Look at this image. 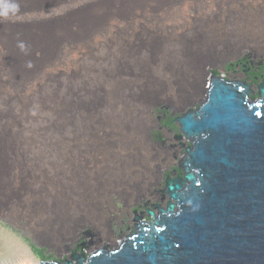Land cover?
<instances>
[{
  "label": "bare ground",
  "instance_id": "6f19581e",
  "mask_svg": "<svg viewBox=\"0 0 264 264\" xmlns=\"http://www.w3.org/2000/svg\"><path fill=\"white\" fill-rule=\"evenodd\" d=\"M204 1L205 5L194 6L190 0H0V175L12 173L1 169L7 168L4 162L15 161L23 164L21 167L28 163L25 167L28 170L21 168L14 172L16 183L29 184L26 188L17 186L26 193V201L13 207L18 212L25 207L57 215L65 205L93 212V203L94 206L102 203V216L99 222L94 217L93 224L98 233L83 227L80 235L64 247L68 254L65 264H73V260L81 262V254L83 264L121 254V248L131 245L167 202V187L185 181L187 172L181 174L182 167L186 157L192 156V143L176 128L186 120L198 122L199 113L207 110L212 85L248 91L249 105L264 89V0ZM140 2H146L145 16L154 15L146 20L158 14L160 17L157 15L155 19L163 23L159 28L154 27V35L161 34L157 38L158 49L153 43L150 46L155 48L151 47L150 51L125 55L126 59L135 56L125 63L128 66L125 70L120 68L123 62L111 58L108 66L113 76L108 75L114 77L111 81H117L118 73L125 72L122 75L126 76L128 86L124 92L116 91L118 95L136 98L135 104L145 99L149 102L146 107L152 108L149 116L133 117V124L140 131L136 139H140L143 148H133L135 145L128 148L130 144L121 143H117L118 148L99 147L102 151L93 154L92 166L87 167L90 148L77 149L75 158L68 149H63L65 59L68 56L69 61L83 63L82 90L92 98L91 88L100 84L97 79L91 80L98 65L94 24L110 22L113 30L121 31L123 27L116 25L128 24L131 18L128 17L135 14L134 4ZM193 7L200 12L195 18L189 15ZM201 14L207 20L205 31L197 25ZM216 19L221 22L219 28L208 23ZM204 46L210 47V52L223 50L219 57L222 61L218 63L225 74L218 76L217 72L209 71L211 82L206 92L201 72L203 60L196 63L190 57V49L198 51L205 49ZM163 81L174 96L170 97L172 100L165 99L167 106H158L157 98L145 88ZM186 81L190 83L187 92L181 87ZM86 86L90 87L89 91ZM98 86L97 96H100ZM141 104L137 105L143 107ZM174 108L181 112L174 114L171 112ZM136 154L141 156L140 160ZM129 165L134 167L128 171ZM116 238L123 240L112 248ZM94 249L97 251L93 252Z\"/></svg>",
  "mask_w": 264,
  "mask_h": 264
},
{
  "label": "water",
  "instance_id": "95a60500",
  "mask_svg": "<svg viewBox=\"0 0 264 264\" xmlns=\"http://www.w3.org/2000/svg\"><path fill=\"white\" fill-rule=\"evenodd\" d=\"M261 94L262 100L249 105L248 91L212 85L198 122L186 120L176 128L192 143L181 173L187 172L189 191L167 187V200L180 205L179 213L170 202L162 211L168 216L121 254L90 264H264ZM73 264H83V254Z\"/></svg>",
  "mask_w": 264,
  "mask_h": 264
},
{
  "label": "rangeland",
  "instance_id": "374dc122",
  "mask_svg": "<svg viewBox=\"0 0 264 264\" xmlns=\"http://www.w3.org/2000/svg\"><path fill=\"white\" fill-rule=\"evenodd\" d=\"M191 1L192 3H194V6L197 4L205 5L204 0H190V2ZM144 3L146 2L143 3L140 2L134 4V6L136 5L134 7L135 10L133 11L135 14L133 13L134 15H130L128 17V18L131 17L130 20L128 19V24L125 25L124 23H122L120 25L119 24L116 25L123 28L129 27V29L122 28L121 31L120 30L115 31V29L113 30L114 25L106 21H102V22L97 21L94 24V43L96 45L95 52L96 50L98 52V53L96 52L95 54V62L98 65L96 68L97 71L96 72L94 71L91 80L95 81L97 79V81H99L98 83L100 84L94 85L91 88L92 98L84 94L82 90L81 75H82L83 63L80 62L79 60L75 62L69 61L68 56H66L67 58L65 59V80L63 85L64 88L63 121H62L63 149H68L69 152H71V154H73L74 155L73 157L75 158L74 152H76L77 149L90 148L91 150H88L89 154H87L88 155L87 167L88 165L90 167L92 166L91 165L92 163L90 162L93 161V154H96L98 150H99L98 152L102 151V149H99V147L118 148L116 146L117 143L119 144L121 143L122 145L124 144L127 146H129L128 144H130L131 146L128 148H131L134 145L135 146L133 148H143L140 145V139L139 138L136 139L140 135V131L133 124V117L135 116V119H137L140 117H144V115L145 117L146 115L149 116V113L152 108L150 109L149 107H146V105L149 102L145 99H139V101L137 102L138 105L142 103L143 104L142 107L135 104L136 98L133 97L131 99L130 97H126L123 94L118 95V92L122 90H123L122 92H124L125 89L127 88L126 86H128L125 79L126 76L122 75L123 72L120 71V73H118L120 74L118 75L119 77L118 80L111 81V79H113L114 77H111L113 76V74H112V70H110V67L108 66L109 63L108 60L111 61V58H113L112 60L116 59L119 60V62H123L124 65L120 63V65H122L120 66V68L125 70L124 69V67L126 66L125 63H129L130 62L129 60L135 59V56L133 57L129 56L130 59H126L127 57L125 58V55L127 56L130 53L136 54L139 52L144 53V51H150L151 47H154V45L150 46L153 43L157 44V49H158L157 38L159 39L161 34L159 36H155L156 32L154 31L155 29L154 27L159 28L162 26L163 23L159 19H155L156 16L158 15L157 13H156L157 15H155V18H153L155 21L153 19H151L152 22L151 20L150 21L146 20L148 19L147 17L149 18L150 16L154 17V15L153 14H151L150 16L144 15L145 14V12L143 13V11H145V6H143ZM155 11H159V10H155ZM198 12L199 11L196 9V7H193L192 9H190L189 15L195 18L196 16H199ZM139 14L141 15V17ZM203 16L204 15L200 16V18H198L197 20L198 21L197 25L200 27L201 30H204L205 28L208 27V25L206 24L207 22V20L205 19L206 17ZM157 17L160 16L158 15ZM136 20H138L139 22H137ZM143 20L145 23L146 22L147 23L142 24ZM208 23L214 24L213 26L214 27L216 26L217 28H219L221 25L219 19L218 20L216 19L214 21L213 20L209 21ZM134 29L135 31H133ZM76 41L79 40L77 39ZM128 43L130 44V46ZM190 50L192 51V52L190 51V57L192 61L199 63L202 62L203 60L202 62L203 67L201 68L202 70L201 72L204 76L203 87L205 88V92H206L207 87L210 86V82H211L210 81L211 76L207 75L209 71L217 72L219 74L218 76H225L224 72L220 68V64L218 63L222 61L221 59H219V57L222 56L223 50L214 49L212 52H210L211 49L210 47L208 48L207 46L205 47V49L203 47L202 49H198V51L194 50V48ZM76 51H78V47H76ZM210 53L213 57L211 55L207 57V54ZM227 57L228 56L223 58L225 59ZM137 59H140V57H138ZM95 73H97V76L95 75ZM108 74L111 76H109ZM109 84H112V86H110ZM113 84L116 85L114 86ZM189 84L186 81V83H184L183 85L181 84V87H185L184 90H186L187 92V89L188 90L190 89ZM98 85L101 87L99 94L100 96H97ZM192 87L193 86H191V88ZM88 88L90 87L86 86L85 89L89 91ZM145 89H149V92L152 93L151 96L157 98L159 102L158 106H167L165 102L168 100H172L170 99V97L172 98L174 96V93L169 94V90L172 89L169 88L168 85L166 86V82L164 83V81L163 84L157 83V86L156 83H152L151 87H146ZM162 95L165 96L163 97ZM96 102H98L100 105L98 103L96 104ZM136 107L137 109H135ZM187 107H189V105ZM171 112H173L174 114H178L181 111L174 108V110L171 109ZM107 125L110 127L107 128ZM111 127H113V130ZM104 130L106 133L105 135L103 134ZM147 148H151V147L147 146ZM136 155L137 157H139L138 160H140L141 156L138 154ZM89 156L92 157V160L91 157L89 158ZM131 161L132 162L136 161V159ZM4 164H6L7 168L3 167L1 169H4V171L6 170L11 171L12 173L7 171L8 173L6 174H9L8 176L0 175V185H1L0 221L3 222V225H6L0 227V264H41V262H47V261L56 262L58 264L67 263L68 254L66 253L64 247L67 244H69L71 241H74L77 235H80L79 233L83 231V227L86 226L95 230L94 222L96 219L99 222V217L102 216L100 212L102 206L101 201L99 200L100 203H98V205L96 206H94L93 203L92 205L94 207L93 212L90 211L89 209H87L86 211L77 207L75 209L74 206H69V205H65V208L63 210L64 212L62 211L57 215H54L52 213H47L46 210L40 212L42 213L40 215L38 211L36 212L30 211L25 207L18 212L16 211L17 208L14 207H16V205L22 206V203L26 201V199L24 198L27 197L25 195L26 193L25 192L23 193L21 189L20 190L18 189V187L26 188L28 187L29 184L20 183V182H19L20 184L16 183L17 176L14 174V172L21 171L19 170L21 168L22 170H28L25 168L28 166V163H25V167H21V165L23 166V164L21 163L17 164L15 161L4 162L3 165ZM133 167L130 165L127 166V168H129L128 171L131 170ZM11 178H13V180H10ZM104 183L105 185H107V181H104ZM102 197L104 200L105 194H103ZM115 201H117V198H115ZM116 205H120V204H116ZM49 214L52 215L50 216ZM94 232L98 233L96 230ZM114 240L115 241L112 242L111 244L112 248L120 245L123 239L116 238ZM103 241L107 242V239L103 238ZM92 251L94 252L97 250L94 249Z\"/></svg>",
  "mask_w": 264,
  "mask_h": 264
},
{
  "label": "flooded vegetation",
  "instance_id": "af4514ba",
  "mask_svg": "<svg viewBox=\"0 0 264 264\" xmlns=\"http://www.w3.org/2000/svg\"><path fill=\"white\" fill-rule=\"evenodd\" d=\"M264 90V89H263ZM262 92V91H261ZM261 92L258 94V96L252 101L253 102H259L260 100H262V94ZM193 173H197V171H193ZM198 183H200V181H198ZM182 193H186L187 191H189V186L190 183L187 181H184L182 184ZM170 202H173L174 205L176 206L175 209V213H179L180 211V205L176 202L171 200L170 198L167 200V202L161 207V209L157 212V214L155 215V217L149 222V224L144 228V229H151L154 228L157 222H162L163 218L167 217L168 215H163L162 211L167 209V206ZM143 229V230H144ZM140 235V234H139ZM138 235V236H139ZM137 236V237H138Z\"/></svg>",
  "mask_w": 264,
  "mask_h": 264
},
{
  "label": "snow or ice",
  "instance_id": "6c2138e0",
  "mask_svg": "<svg viewBox=\"0 0 264 264\" xmlns=\"http://www.w3.org/2000/svg\"><path fill=\"white\" fill-rule=\"evenodd\" d=\"M257 115H259V113H257ZM198 186H199V184H198V182H197V187H198ZM3 226H6V225H3V222L0 221V227H3ZM145 231H147V229H146Z\"/></svg>",
  "mask_w": 264,
  "mask_h": 264
}]
</instances>
